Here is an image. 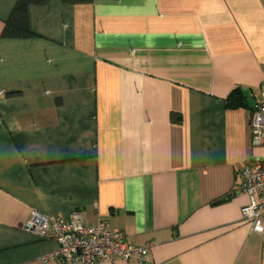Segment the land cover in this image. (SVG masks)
<instances>
[{
	"label": "crops",
	"instance_id": "obj_1",
	"mask_svg": "<svg viewBox=\"0 0 264 264\" xmlns=\"http://www.w3.org/2000/svg\"><path fill=\"white\" fill-rule=\"evenodd\" d=\"M28 25L0 37V264H60L33 211L153 240L148 264H264L240 175L264 155V0H49Z\"/></svg>",
	"mask_w": 264,
	"mask_h": 264
},
{
	"label": "built area",
	"instance_id": "obj_2",
	"mask_svg": "<svg viewBox=\"0 0 264 264\" xmlns=\"http://www.w3.org/2000/svg\"><path fill=\"white\" fill-rule=\"evenodd\" d=\"M251 143L264 147V91L256 98L249 115ZM243 192L248 203L242 208L244 221L261 235L264 247V155H251L240 172ZM24 230L38 238H51L57 247L40 257L42 262L58 261L60 264H101L115 259H135L138 264H148L155 241L142 245L130 244L121 230L111 229L104 221L87 222L79 211L67 216L44 215L33 211Z\"/></svg>",
	"mask_w": 264,
	"mask_h": 264
},
{
	"label": "trees",
	"instance_id": "obj_3",
	"mask_svg": "<svg viewBox=\"0 0 264 264\" xmlns=\"http://www.w3.org/2000/svg\"><path fill=\"white\" fill-rule=\"evenodd\" d=\"M14 6L8 17L4 22L1 30V38H30L35 36L29 29L28 25V8L31 5H43L49 0H13ZM80 1V0H74ZM83 1V0H82ZM239 89H233L226 99L227 107H237L242 105L243 98L239 94ZM11 94V93H10ZM171 120L173 122L179 121V116L172 114Z\"/></svg>",
	"mask_w": 264,
	"mask_h": 264
}]
</instances>
